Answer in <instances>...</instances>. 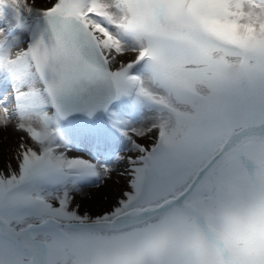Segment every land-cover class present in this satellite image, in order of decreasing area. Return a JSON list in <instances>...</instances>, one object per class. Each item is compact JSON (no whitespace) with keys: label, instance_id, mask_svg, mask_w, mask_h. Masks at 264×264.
Here are the masks:
<instances>
[{"label":"snow or ice","instance_id":"obj_1","mask_svg":"<svg viewBox=\"0 0 264 264\" xmlns=\"http://www.w3.org/2000/svg\"><path fill=\"white\" fill-rule=\"evenodd\" d=\"M36 4L0 0L13 30L43 21L22 49L0 23V132L24 134L0 168V264H264V0ZM105 128L129 145L111 163L69 155V131ZM121 161L126 190L81 214L67 181Z\"/></svg>","mask_w":264,"mask_h":264},{"label":"rangeland","instance_id":"obj_2","mask_svg":"<svg viewBox=\"0 0 264 264\" xmlns=\"http://www.w3.org/2000/svg\"><path fill=\"white\" fill-rule=\"evenodd\" d=\"M36 6H49V0H37ZM25 21L33 25L35 19L25 15ZM0 23L3 24L5 29L12 30L8 36L9 43L21 49L27 47L30 31L13 30V25L16 23L14 9L7 7L0 8ZM12 87V82L8 78L7 73L0 72V95H8L11 97ZM126 115L130 118L131 122L135 124H146L149 122L148 117L151 113L145 111L143 114H140L126 110ZM77 124H80L83 128L88 127V125L84 123ZM22 135L24 134L17 133L12 128L0 132V138H2V142H0V168H4L9 162L13 164V167L15 166L12 153ZM117 135L118 134L107 128L104 130L103 139L95 133H85L79 129L69 131L67 137V147L70 149L69 155H82L86 159L111 163L110 153L114 147L120 150L129 147L126 140H117ZM140 142L150 147L152 144V137L141 140ZM125 167L126 162H119L116 165V172L112 175V178L104 182L95 178L84 179L78 182L75 180L67 181L68 187L74 189L71 193L74 205L79 206V212L81 214L87 213L90 216H96L109 210L113 206L117 198L127 188L126 177L118 175ZM57 191H59V189H57Z\"/></svg>","mask_w":264,"mask_h":264},{"label":"water","instance_id":"obj_3","mask_svg":"<svg viewBox=\"0 0 264 264\" xmlns=\"http://www.w3.org/2000/svg\"><path fill=\"white\" fill-rule=\"evenodd\" d=\"M33 28L32 30L30 31V34H29V41H28V44H30L33 39H34V36L36 35L37 31L42 28L43 26V21L42 20H39V19H35V21L33 22ZM28 46V45H27ZM74 123H83V120H77L75 121Z\"/></svg>","mask_w":264,"mask_h":264},{"label":"bare ground","instance_id":"obj_4","mask_svg":"<svg viewBox=\"0 0 264 264\" xmlns=\"http://www.w3.org/2000/svg\"><path fill=\"white\" fill-rule=\"evenodd\" d=\"M5 136V135H4ZM105 141V140H104ZM111 145V144H110Z\"/></svg>","mask_w":264,"mask_h":264}]
</instances>
